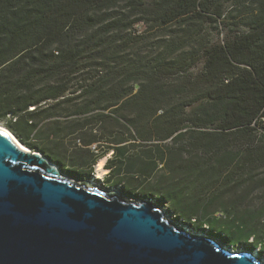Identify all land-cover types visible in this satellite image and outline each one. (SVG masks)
I'll list each match as a JSON object with an SVG mask.
<instances>
[{
    "label": "trees",
    "instance_id": "16d2710c",
    "mask_svg": "<svg viewBox=\"0 0 264 264\" xmlns=\"http://www.w3.org/2000/svg\"><path fill=\"white\" fill-rule=\"evenodd\" d=\"M0 123L264 256V0H0Z\"/></svg>",
    "mask_w": 264,
    "mask_h": 264
},
{
    "label": "water",
    "instance_id": "95a60500",
    "mask_svg": "<svg viewBox=\"0 0 264 264\" xmlns=\"http://www.w3.org/2000/svg\"><path fill=\"white\" fill-rule=\"evenodd\" d=\"M16 140L0 124V264H264L183 228L152 200L70 179Z\"/></svg>",
    "mask_w": 264,
    "mask_h": 264
},
{
    "label": "rangeland",
    "instance_id": "374dc122",
    "mask_svg": "<svg viewBox=\"0 0 264 264\" xmlns=\"http://www.w3.org/2000/svg\"><path fill=\"white\" fill-rule=\"evenodd\" d=\"M0 124H1L2 126L5 127V125H4L3 123H0ZM5 128H6V127H5ZM104 166H105V165H104ZM95 167H96V166H95ZM108 172H109V171H108ZM63 175H64V176H67V175H65V173H63ZM98 175H99V174H98L97 167H96V168L94 169L93 176H92L89 180H85V181H88V182H89L88 187L92 188L93 185H97L98 187L103 188V189H106V190H108V191H112V192H114V191H120L121 186H119V187H111V188H110V187H106V186L104 185V179H105L106 176H104V177L101 178V179H98V178H97ZM69 178H70V179H73L72 177H69ZM73 180H74V179H73ZM77 181H78V180H77ZM161 208H162V211L165 212V215H166V217H167L169 220H171V221H173V222L179 224V225L182 226L183 228H187V229H189V230H193V231L196 232L197 234H202V235H206V236H211L210 233H209L208 227H203L201 230H195V228H193L192 225H189V224L186 225V223H184L183 220H181V219L177 218L175 215H173V213H172L167 207L163 206V207H161ZM214 239L217 240L218 242H220V243L222 244L220 238H218V237H214ZM224 246H226V247H228V248H231V249H233V250H235V251H250L246 246H242V245H239V246H237V247H235V248H233L232 246H229V245H224ZM258 251H260V250L257 249V250H254L253 252L256 253V254H258V255L260 256V258H262L263 261H264V256L261 255V252H260V254H259Z\"/></svg>",
    "mask_w": 264,
    "mask_h": 264
},
{
    "label": "bare ground",
    "instance_id": "6f19581e",
    "mask_svg": "<svg viewBox=\"0 0 264 264\" xmlns=\"http://www.w3.org/2000/svg\"><path fill=\"white\" fill-rule=\"evenodd\" d=\"M18 143H20L19 141H18V139L16 140ZM23 147H25L24 145H22ZM23 149H25L26 151H28V152H32L31 150H27L26 149V147L25 148H23ZM106 162H107V158H104V159H101L99 162H98V164H97V171H98V176H97V178L98 179H101V178H103L104 176H106L107 174H108V169H106L105 168V166L104 165H106ZM95 167V168H96Z\"/></svg>",
    "mask_w": 264,
    "mask_h": 264
}]
</instances>
